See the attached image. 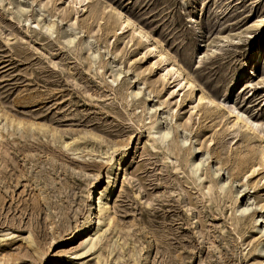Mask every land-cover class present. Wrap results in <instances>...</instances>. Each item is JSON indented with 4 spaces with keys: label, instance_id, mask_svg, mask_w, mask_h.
<instances>
[{
    "label": "rangeland",
    "instance_id": "1",
    "mask_svg": "<svg viewBox=\"0 0 264 264\" xmlns=\"http://www.w3.org/2000/svg\"><path fill=\"white\" fill-rule=\"evenodd\" d=\"M0 264H264V0H0Z\"/></svg>",
    "mask_w": 264,
    "mask_h": 264
},
{
    "label": "bare ground",
    "instance_id": "2",
    "mask_svg": "<svg viewBox=\"0 0 264 264\" xmlns=\"http://www.w3.org/2000/svg\"><path fill=\"white\" fill-rule=\"evenodd\" d=\"M81 1L87 3V0H81ZM78 3H79V1H78ZM109 7L116 13V15L121 20L122 30L133 29V31L141 39H143L149 43V52L154 53L155 56H157L159 58V61H161V63L166 65V63L168 62L167 53L165 51L159 50L157 48V46H156L157 41H155L153 38L150 37V34L148 33V31H146L143 27L139 26L131 17H129L128 15L123 13L121 10L114 8L113 6H110V5H109ZM164 72L166 75H173L174 76L175 84H176L177 88H181V90L185 89V88H187L189 90L190 89H197V86H195V82L193 81V79L189 78L190 76L186 77L185 75H183V72H182L180 66H178L175 62H173L172 64H167V66H165V68H164ZM203 99H204V96L201 95L199 98V101H202ZM209 102L212 104H216L217 106H221V103L215 99L210 98ZM229 112L232 116L235 117L234 120H236V123H242V124H244L245 128L250 129V130L253 129V126H254L253 123L251 121H249L248 119H246L245 117L236 113L235 109H233ZM89 221H91V220H89Z\"/></svg>",
    "mask_w": 264,
    "mask_h": 264
}]
</instances>
